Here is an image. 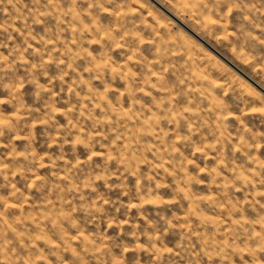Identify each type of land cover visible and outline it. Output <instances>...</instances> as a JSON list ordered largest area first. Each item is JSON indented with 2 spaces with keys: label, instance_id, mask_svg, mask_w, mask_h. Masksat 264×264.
<instances>
[{
  "label": "rangeland",
  "instance_id": "374dc122",
  "mask_svg": "<svg viewBox=\"0 0 264 264\" xmlns=\"http://www.w3.org/2000/svg\"><path fill=\"white\" fill-rule=\"evenodd\" d=\"M0 264H264V0H0Z\"/></svg>",
  "mask_w": 264,
  "mask_h": 264
},
{
  "label": "bare ground",
  "instance_id": "6f19581e",
  "mask_svg": "<svg viewBox=\"0 0 264 264\" xmlns=\"http://www.w3.org/2000/svg\"><path fill=\"white\" fill-rule=\"evenodd\" d=\"M259 85V84H258Z\"/></svg>",
  "mask_w": 264,
  "mask_h": 264
}]
</instances>
